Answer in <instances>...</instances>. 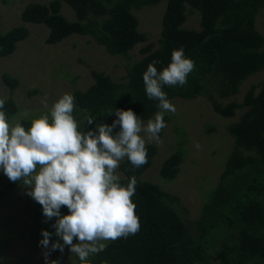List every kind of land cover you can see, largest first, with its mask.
<instances>
[{
    "label": "trees",
    "instance_id": "1",
    "mask_svg": "<svg viewBox=\"0 0 264 264\" xmlns=\"http://www.w3.org/2000/svg\"><path fill=\"white\" fill-rule=\"evenodd\" d=\"M161 1L165 6L155 48L153 43H147L139 49L140 58L127 66L122 82L115 83L103 73L91 71L92 85L72 93L75 107L83 111L78 130L83 133L101 123L110 125L116 117L114 111L109 113L115 109H131L143 122L152 119L159 102L146 96L143 73L153 61H159L154 66L161 71L170 63L172 50L181 47L185 56L195 62V69L184 86L163 87L168 100H190L201 95L223 118L233 117L236 110L243 111L225 127L233 146L218 182L206 194L193 221L194 235L188 234L168 204L174 198L157 185L140 180L156 153L153 144H146V164L134 168L125 159L117 169L122 186L131 176L137 178L131 199L140 230L127 238L109 241L104 251L88 258L87 264H211L207 252L230 234L235 236V242L220 249L219 264H264V79L258 91L255 93L251 86L239 104H222L215 99L225 100L237 94L247 77L264 69V37L254 27L255 15L264 9V0H52L47 5L28 3L19 19L47 28L45 44H56L70 35L89 36L108 55L125 56L145 42L131 11ZM62 4L69 7L74 20L60 14ZM193 13L198 14V28H182L186 17ZM27 34L24 26L0 32V57L10 55ZM1 79L10 89L17 83L6 74ZM4 111L7 119L15 113L11 100H6ZM88 116L94 121L91 125L86 123ZM32 119L35 118L17 122L27 131ZM181 145L179 141L162 161L157 172L161 179L170 180L177 174L184 155ZM239 170L242 173L238 174ZM25 207L30 218L29 241L42 254L44 249L38 244L41 230L54 232L51 225L55 218L42 223V207L32 198ZM61 213L67 214L68 209L62 206ZM57 239L55 235L51 237ZM76 260V264H82L79 258Z\"/></svg>",
    "mask_w": 264,
    "mask_h": 264
},
{
    "label": "rangeland",
    "instance_id": "2",
    "mask_svg": "<svg viewBox=\"0 0 264 264\" xmlns=\"http://www.w3.org/2000/svg\"><path fill=\"white\" fill-rule=\"evenodd\" d=\"M50 1L0 0V32L5 33L18 26H24L28 32L10 55L0 57V98L11 100L15 106V113L7 119L10 126H15L18 120L43 115H48L51 121L50 109L63 94L84 91L92 85L91 71L103 73L115 83L122 82L127 66L140 58L139 49L147 43H153L155 48L165 6V1H161L131 11L137 20L138 31L145 36V42L134 46L125 56H118L108 55L89 36L70 35L56 44H45L47 28L22 23L19 14L28 3L47 5ZM60 14L69 21L74 20L72 11L65 4H62ZM181 27L197 29L198 14L187 16ZM254 27L264 37V9L255 15ZM3 74L16 79L17 83L12 89L3 84ZM263 79L264 69L247 77L239 86L237 94L225 100L215 99L222 104L230 101L239 104L251 86L255 93L258 91V84ZM169 101L176 112H165L163 119L166 127L160 132L159 142L147 141L145 134H140L146 139V144H153L156 149L151 165L140 176V180L157 185L174 198L168 204L183 222L188 234L194 235L196 230L193 221L198 216L206 194L218 182L233 146L225 127L236 121L243 110H236L231 118H223L212 111L210 103L201 95L190 100L174 98ZM82 114V110L74 108L73 117L77 122L82 120ZM143 123L146 126L147 122ZM179 141L182 142L184 155L177 174L173 179L163 180L157 172ZM197 143L200 145L198 149ZM237 173H242V170ZM116 174L121 177L118 170ZM9 182L0 170V264H45L43 255L29 241L30 218L25 202L31 197L25 194L22 181L10 182L8 186ZM235 239L230 234L226 239L216 242L207 252L210 263L219 264L220 249L223 245L233 244ZM76 242L74 239L73 243ZM76 257L65 246L63 253L53 251L49 260L58 259L59 264H76Z\"/></svg>",
    "mask_w": 264,
    "mask_h": 264
},
{
    "label": "clouds",
    "instance_id": "3",
    "mask_svg": "<svg viewBox=\"0 0 264 264\" xmlns=\"http://www.w3.org/2000/svg\"><path fill=\"white\" fill-rule=\"evenodd\" d=\"M157 63H150L143 73L146 96L157 100L160 109L146 126L131 109H115L109 113L114 111L116 117L110 125L101 123L82 133L73 117L75 98L65 93L50 109L51 122L48 115L40 116L26 131L20 122L10 126L6 100L0 98V170L10 182L22 181L25 194L42 207V223L55 218L54 232L42 229L38 242L45 264H59L49 256L52 251L63 253L65 246L87 264L91 255L106 249L105 242L139 232L131 199L137 178L131 176L122 186L116 170L125 159L134 168L147 163L146 139L159 142V133L166 127L165 112H176L163 87L184 86L195 69L182 47L172 50L170 63L159 72ZM85 119L89 125L94 123L90 116ZM62 206L67 214L61 213ZM53 235L58 239L51 240Z\"/></svg>",
    "mask_w": 264,
    "mask_h": 264
}]
</instances>
